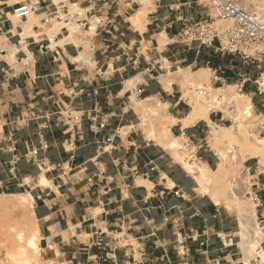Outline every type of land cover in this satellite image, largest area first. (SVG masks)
Masks as SVG:
<instances>
[{
    "label": "crops",
    "instance_id": "crops-1",
    "mask_svg": "<svg viewBox=\"0 0 264 264\" xmlns=\"http://www.w3.org/2000/svg\"><path fill=\"white\" fill-rule=\"evenodd\" d=\"M73 4L84 15L75 16L76 31L38 26L22 37L8 16L0 20V188L33 197L39 264H246L239 218L198 192L163 143L147 137L137 103L165 105L177 121L169 133L193 144L194 159L212 169L215 157L201 144L209 122L184 126L191 108L181 82L166 88L161 78L200 66L195 72H208L211 84L241 87L264 112L262 72L178 41L184 23L210 14L203 0ZM28 110L40 120L15 125ZM209 120L228 119L220 111ZM243 170L259 219L264 166L247 158ZM257 250L264 259V230Z\"/></svg>",
    "mask_w": 264,
    "mask_h": 264
},
{
    "label": "rangeland",
    "instance_id": "rangeland-1",
    "mask_svg": "<svg viewBox=\"0 0 264 264\" xmlns=\"http://www.w3.org/2000/svg\"><path fill=\"white\" fill-rule=\"evenodd\" d=\"M25 1L27 0H0V20L7 19L8 16L10 21L13 23V31L16 32L15 28L20 27L22 37L32 35L34 32L33 29L38 26L44 29L47 28L46 31L51 28L53 29L51 31L56 32L57 30L63 28V25H65L71 31V29L73 30L77 25L75 23L76 17H84L83 10L78 7L79 5L77 6L76 4H73L75 0H70L63 3L62 12L60 13V15L69 13L67 17L63 16V19H66L64 21H59L58 19L52 20L51 17H48L47 21H44V15L42 12H39L30 13L28 15L31 22H27L28 19L19 22V20L12 16L11 12L16 4ZM45 1L46 5L50 4V1ZM141 1L148 5L152 4L151 0ZM231 1L235 2L245 10L255 13H258L259 11V15L264 17V0ZM54 3L58 7V3ZM203 3L210 10L209 15L215 20L216 25L220 28H225L230 25L229 21H220L216 18L215 12L211 8L210 0H205ZM50 7L53 8L54 6L50 5ZM2 12L4 14H2ZM40 19H42L44 24H39ZM73 31H75V29ZM164 65L165 67H169L166 61L164 62ZM246 65L248 64H245V66ZM198 67L188 69H183L184 67H181V69H178L173 77L167 75L161 79H164L169 86V82H171L174 78H177L181 82L180 88L185 99L188 101L191 97V101L197 102V100H199L201 104L199 101L197 103L199 106H202L203 103L202 107L207 105L205 103L207 94L204 93L203 88H205V86L210 88V93L213 94L212 102L214 101L213 109L210 112L221 111L225 118L228 119L223 122L224 125L219 123L213 124H215L218 128L232 125L233 129H236L235 131L238 130L236 137L233 140L223 143H210L208 134L210 131L209 126H211V124L209 123V126L206 128L205 139L201 144L203 145V148L210 151L207 153H212L215 157V165L212 166V169L208 168L210 170H215L218 164L224 163V172L219 176H215L216 174L210 172L213 176L212 181L207 184H198L195 176L187 172L186 169L188 167L187 164L201 166L200 162L194 159L196 147H194V145L188 140L178 138L177 142L183 149H180L178 152L171 150H167V152L172 156L174 161L183 167L184 171L194 177L198 192L210 195L214 203L224 205L228 211L233 210L232 213L234 215L236 214L239 218L241 230V242L239 246L245 256V263L255 264L254 254L261 242V232L264 230V223H259V220L255 217V205L253 195L250 191V181L249 177L244 173L243 164L246 158H248V152L244 153V151H247V148H250L251 146L264 148V112L256 111V109L252 107L248 116L244 114L243 111L238 117V105L245 103V100L240 98L239 94H246L244 91L239 92L237 87H230L222 84H216V86H214L210 83V75L208 72H206V75L200 79V84L203 85L201 88L194 82H188L182 79L181 76L183 75L195 76L199 73L198 71L195 72ZM248 68L251 71L259 70L262 72L260 82L263 84L264 62L260 64H250ZM221 89L227 94L228 99H221ZM137 104L141 107V124L147 137L149 139H154L156 142L158 139H161V141L164 138L170 139L172 135L170 133V135H168V133H166V129H164V126L171 118L166 114L165 105H161L156 98ZM147 104L153 108H147ZM215 104L217 105L216 107ZM237 125H239V127ZM211 144H214L213 147L217 146L216 148L220 149V151L224 153L226 159L225 162L221 160V158H219V156L212 150ZM263 148L260 149H262L264 153ZM241 158L243 159L241 160ZM258 160L260 165L264 166V158L262 160ZM10 192H12V190L0 188V264H39L41 250L37 243L39 230L37 228V221L33 215V197L29 193L20 195L14 194L15 197H9L8 194ZM24 199L28 201L30 207L24 206ZM261 262L264 264V259L261 258Z\"/></svg>",
    "mask_w": 264,
    "mask_h": 264
},
{
    "label": "built area",
    "instance_id": "built-area-1",
    "mask_svg": "<svg viewBox=\"0 0 264 264\" xmlns=\"http://www.w3.org/2000/svg\"><path fill=\"white\" fill-rule=\"evenodd\" d=\"M70 0H50V4L46 5L45 0H27L18 3L12 9V16L19 20H26L30 13L42 12L44 21L48 17L64 21L62 14L63 3ZM153 3H159L160 0H151ZM205 1V0H203ZM58 3V7L55 3ZM211 8L215 12L216 18L220 21H229L230 25L220 28L216 25L215 20L210 15L197 21L186 22L177 34L178 41L186 44L198 43L200 46L210 48L215 55L237 56L247 64H260L264 62V17L245 10L231 0H210ZM50 5L53 9L50 10ZM162 70L161 66H158ZM169 67H166V70ZM242 92L241 87L238 88ZM40 116L34 110H28L15 121L17 126H25L30 121L40 120ZM95 119H92L93 122ZM107 123L106 119H102L95 126L102 129ZM45 128V126H44ZM45 148L47 145H43ZM254 203H259V198L253 196ZM259 223H264V215H260ZM254 263L262 264L260 254L256 250L254 254Z\"/></svg>",
    "mask_w": 264,
    "mask_h": 264
},
{
    "label": "bare ground",
    "instance_id": "bare-ground-1",
    "mask_svg": "<svg viewBox=\"0 0 264 264\" xmlns=\"http://www.w3.org/2000/svg\"><path fill=\"white\" fill-rule=\"evenodd\" d=\"M257 14H260V12L258 11ZM27 19H28L27 22H31L29 20V17ZM78 28H79L78 25H76L75 28H74L75 31ZM198 72L199 73H197L195 76L183 75L181 77L185 81L196 83L201 88V86L203 87V85L200 84V81H201L200 79H202L206 75V71L205 70H199ZM205 79H206V77H205ZM162 82H163V84H164V86L166 88L169 87L168 84H167V82H165L164 79L162 80ZM209 89L210 88H208L206 86H205V88H203L204 93L207 94V98L205 99L206 100L205 103L207 105L204 106V107H202L203 106V103H202V106H199V104L197 103L199 100H197V102H194V101H191V99H192L191 97L190 98L188 97L190 99L188 101H189L191 110H190V113H188L189 114L188 117L186 118V116H185L186 119L183 120V125L184 126H188V125H191V124L197 122L200 119H203V120H206L207 122H209L211 124V126H209L210 127L209 128L210 131H209V134H208L209 135L208 137H209L210 143H212V142H219V143L222 142L223 143V142H227V141L233 140L236 137V134H237V131L238 130L235 131L236 129H233L232 125L231 126H228V127L218 128L215 124L211 123L210 120H209V113L213 109V102H214V101L212 102V100H213V98H212L213 97V94L210 93L211 90H209ZM221 91H222L221 99H226V98L228 99V96L224 92V90L221 89ZM205 96H204V98H205ZM239 97L242 98V99H244L245 100V103H241L240 105H238V111H239L238 117H239V115L242 114L243 111H244V114H246L248 116L250 114V110L253 107L252 106V103L250 101V98L248 96H246V95H243V94H239ZM152 99L153 98H149L146 101H150ZM133 101H134V99H133ZM200 104H201V102H200ZM216 106L217 105L215 104V107ZM146 107L147 108H150V109L153 108L149 104H147ZM175 121L176 120L170 118V120L164 126V129H166V131H167L166 133H168V135H170L169 132H168V127H169L170 124L175 123ZM237 126L239 127V125H237ZM158 141L160 142L161 139L160 140L158 139ZM177 141H178V138L171 137L170 139H165L164 138L161 142L163 143L164 148H166L168 150H171V151H174V152H178L180 149H183V148L178 144ZM213 145L211 144L212 150L216 153V155L219 156V158H221V160H223L225 162L226 159H225L224 153L222 151H220V149L216 148L217 146L216 147H213ZM260 148H263V147H259L258 148V147L251 146L250 148H247V151H244V153H247L248 152V159L249 158H258V159L262 160L264 158V153H263L262 149H260ZM242 159L243 158H241V160ZM200 164H201V166L200 165L194 166V165H191V164L190 165L187 164L188 167L186 168L187 169V172H189V173H191L192 175L195 176L196 181H197L198 184H207V183H210L212 181V177H213L212 174H210V172L216 174L215 176H219V175H221L224 172V165H225L224 163L218 164L215 170H210L205 163H200ZM39 184H40V186H46V185H48V182L46 181V179L43 176H41L40 183ZM8 196L9 197H15L14 194H8ZM23 203H24V206L25 207H30L28 201H26L25 199L23 200ZM216 204H217V206L219 205L218 203H216ZM17 264H20V263H17Z\"/></svg>",
    "mask_w": 264,
    "mask_h": 264
}]
</instances>
